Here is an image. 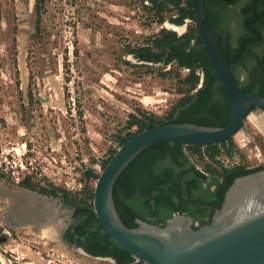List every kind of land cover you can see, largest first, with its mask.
<instances>
[{
  "label": "rangeland",
  "instance_id": "374dc122",
  "mask_svg": "<svg viewBox=\"0 0 264 264\" xmlns=\"http://www.w3.org/2000/svg\"><path fill=\"white\" fill-rule=\"evenodd\" d=\"M121 1L100 8L95 0H0V181L29 177L40 189L71 194L94 188L85 173L99 175L119 141L136 131L127 129L131 115L164 118L186 94L180 79L187 71L145 66L129 54L161 31H182L149 1L127 0V9ZM252 132L232 138L238 152L223 159L227 167L264 166V140ZM3 210L0 203V222ZM5 229L0 256L12 262L111 264Z\"/></svg>",
  "mask_w": 264,
  "mask_h": 264
},
{
  "label": "water",
  "instance_id": "95a60500",
  "mask_svg": "<svg viewBox=\"0 0 264 264\" xmlns=\"http://www.w3.org/2000/svg\"><path fill=\"white\" fill-rule=\"evenodd\" d=\"M170 9L187 8L159 0ZM197 35L223 88L230 108L224 127L193 124H168L145 130L120 146L100 172L93 188V212L101 232L134 261L145 264H264V170L236 178L225 192L220 208L210 223L194 229L191 217L174 215L163 227L138 221L135 229L121 222L113 201L115 181L145 149L158 143L205 148L232 138L250 106L264 108V101L246 97L235 86L222 60L204 11V0H191ZM142 63L141 61H137ZM2 219L11 231L68 245L63 235L72 219L73 209L61 197H50L0 181ZM94 232V230L90 231ZM77 238V236H76ZM5 238L0 237V243ZM82 251V250H81ZM82 253H84L82 251ZM85 254V253H84ZM87 255V254H85ZM0 264H6L0 257ZM10 264H21L10 262Z\"/></svg>",
  "mask_w": 264,
  "mask_h": 264
},
{
  "label": "trees",
  "instance_id": "16d2710c",
  "mask_svg": "<svg viewBox=\"0 0 264 264\" xmlns=\"http://www.w3.org/2000/svg\"><path fill=\"white\" fill-rule=\"evenodd\" d=\"M144 1L155 5L154 0ZM158 6L162 10L170 12L165 5L159 4ZM159 22L162 23L163 18H160ZM193 36L195 34L190 33L180 38L174 32L161 31L159 35L148 39L146 45L138 49H131L129 54L140 57V60H151L156 52L160 51L164 54L180 43L184 42V48H186ZM180 82L187 88V91L170 113L164 118L144 112H141V117L131 115L127 129L136 127V131L127 133L119 141V147L145 130L168 124H193L219 128L225 126L226 122L217 116L218 112L207 108L206 103L197 98L200 93H193L199 83L198 75L192 72L180 79ZM183 150L190 157L194 156L202 164L203 170L198 168L195 163L190 164V161L184 156ZM115 152L116 150L102 163L101 170L105 168ZM237 152L238 149L232 138L205 148L183 147L179 144L168 143H158L148 147L124 169L115 181L113 201L121 222L125 227L135 229L138 227V221L152 224L150 220L154 219L156 225L163 227L168 219L178 214L191 217L193 225L197 222L204 225L209 224L210 222L202 221L204 211L201 208L202 205L214 204L215 209L220 208L225 192L236 178L264 170V166L247 169L240 164L227 167L223 159H229ZM174 167L183 168V170L174 175L172 170ZM187 174L191 178L184 186H181L178 182ZM97 178L98 174L91 170L85 173L86 181ZM207 178L212 179L211 185L217 186L216 200L211 201L207 197L206 200H203L197 192L201 188L200 180L204 181ZM221 178L222 182L218 183ZM22 183L32 184L29 177H25ZM201 190L203 189L201 188ZM42 191L50 197H61L65 207L74 209L72 218L81 222L74 228H68L69 236L87 235L91 244L85 245V250L90 256H115L111 253L115 249L126 256L117 260V264L134 262L132 257L113 243L106 233L100 232L101 225L93 212V188L85 186L83 190L79 191L80 193L76 194L55 187H51L49 190L42 188ZM125 199H129L128 204H125ZM199 227L194 226L193 228ZM91 230L94 232H90Z\"/></svg>",
  "mask_w": 264,
  "mask_h": 264
},
{
  "label": "flooded vegetation",
  "instance_id": "af4514ba",
  "mask_svg": "<svg viewBox=\"0 0 264 264\" xmlns=\"http://www.w3.org/2000/svg\"><path fill=\"white\" fill-rule=\"evenodd\" d=\"M95 1L99 2L96 6L100 8H102L101 4H107L108 1L109 5L112 4V0ZM154 1L157 6L151 5L149 2L150 5L157 11L161 10V12H168L170 14L168 20L169 25H174L180 29L179 31H182L181 34H179L180 38H183L186 34L190 33L193 35L195 34V36L189 40L186 48H184L185 44L181 40L183 43L167 50L164 54L160 51L156 52V55L151 57V60H140V57H135L133 55L132 57L135 60L142 62L139 64L156 68L161 67L164 71L172 70L173 74L174 69L172 68L178 66L180 69L187 71L188 75L194 72L199 76V83L193 93H200L197 98L203 100L206 103L207 108L217 111V116L227 124L230 119L229 104L223 88L220 86L219 79L215 74L212 65L208 61L206 53L198 38L194 16L189 10L192 7L191 0H165L177 7L181 5L187 7L176 9H170L166 4L159 0ZM121 2V7L123 8L124 6V8L127 9V0H122ZM159 4L165 5L170 12L162 10L158 6ZM204 11L208 25L214 37L217 39V47L222 60L235 86L244 96L264 101V0H204ZM172 30L177 32L174 29ZM249 116L251 117L249 118ZM246 121H248L250 126L256 130V133L252 132L254 140H256L255 138H257V136L264 140V108L253 105L250 106L241 124V127L244 126L246 128L245 133L240 128L235 135L238 133L248 135L247 131H249L250 126L248 124L249 127L245 126ZM183 154L190 161V156L185 150H183ZM191 163L193 162L190 161V164ZM172 170L175 175L181 172L183 168L174 167ZM190 178V175L187 174L186 176H183L178 183L181 186H184ZM212 182L213 181L210 178H207L204 181L200 180V187L203 190L200 188L197 192L201 195V199L206 200L209 198L211 201L217 199V186L211 185ZM221 182L222 178L218 180V183ZM14 185L19 188L45 195L42 189L33 184L19 182ZM124 202L125 204H128L129 199H125ZM201 208L204 210L202 221L210 222L211 215L216 210L214 204L202 205ZM80 222L81 221L72 218L68 223L63 235V239L68 245L76 244V251L81 253L83 251L87 255L83 254L91 259L107 261L111 264H117V260L126 257L122 252L115 249L111 252L115 256H90L85 250V245L91 244L87 235L82 237L77 235H74L73 237L69 236L70 232L68 231V228H74ZM150 222L156 225L154 219H151ZM203 225L204 224H201L200 222L194 224L195 227ZM68 248L74 249L72 247Z\"/></svg>",
  "mask_w": 264,
  "mask_h": 264
},
{
  "label": "built area",
  "instance_id": "2783aa9c",
  "mask_svg": "<svg viewBox=\"0 0 264 264\" xmlns=\"http://www.w3.org/2000/svg\"><path fill=\"white\" fill-rule=\"evenodd\" d=\"M78 190H80V189H78ZM0 226H4V227L6 228V229L3 230L1 233H2L3 235L10 236V232H12V231L6 227V225H5V223H4L3 220L0 222ZM9 256H10V255H9ZM61 258H63V256H62ZM2 259L4 260V262H5L6 264H10V262L12 261L11 259H5V258H3V257H2ZM67 261H68V260H67ZM49 262H50V261H49ZM54 264H69V263H67L66 261H64V260H62V259H61V260H60V259H57V263H54ZM131 264H145V263L138 262V261H134V262H132Z\"/></svg>",
  "mask_w": 264,
  "mask_h": 264
},
{
  "label": "bare ground",
  "instance_id": "6f19581e",
  "mask_svg": "<svg viewBox=\"0 0 264 264\" xmlns=\"http://www.w3.org/2000/svg\"><path fill=\"white\" fill-rule=\"evenodd\" d=\"M1 257V256H0ZM2 258V257H1ZM24 264V263H23ZM25 264H27V263H25ZM29 264V263H28Z\"/></svg>",
  "mask_w": 264,
  "mask_h": 264
}]
</instances>
